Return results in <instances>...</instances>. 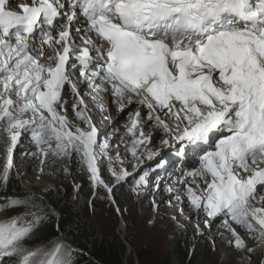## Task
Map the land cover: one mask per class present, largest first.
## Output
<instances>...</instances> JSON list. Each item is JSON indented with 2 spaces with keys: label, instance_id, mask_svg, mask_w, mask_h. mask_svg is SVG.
I'll return each mask as SVG.
<instances>
[{
  "label": "snow or ice",
  "instance_id": "obj_1",
  "mask_svg": "<svg viewBox=\"0 0 264 264\" xmlns=\"http://www.w3.org/2000/svg\"><path fill=\"white\" fill-rule=\"evenodd\" d=\"M109 99L127 112L123 152L94 114ZM0 147V264L83 254L59 226L43 236L55 210L41 192L9 191L17 154L41 174L79 165L113 205L117 185L162 189L196 235L218 221L264 264V0H0Z\"/></svg>",
  "mask_w": 264,
  "mask_h": 264
},
{
  "label": "rangeland",
  "instance_id": "obj_2",
  "mask_svg": "<svg viewBox=\"0 0 264 264\" xmlns=\"http://www.w3.org/2000/svg\"><path fill=\"white\" fill-rule=\"evenodd\" d=\"M69 98L71 99V97ZM98 113L101 112L98 109H94V114L97 115ZM125 113L126 115L124 116L126 117L121 120L122 122L117 123L119 117L123 116ZM127 119V112L120 113L116 110L115 116H111V119L103 120L101 125L102 128L112 135V139L115 143L120 144L122 152L124 145L120 143L118 138L123 135L125 131L123 125H125ZM117 132L120 133V135L117 136ZM156 143H159V136H156ZM130 158L131 156L129 155V161L131 160ZM36 163V161L32 160H23L18 154L14 158V164L17 165V167H15L17 173H19L20 177L24 179L25 183L29 185L32 190L41 192L61 182H63L65 186L69 184L72 189H74V196L76 199L80 200L82 207L86 206L87 209L91 208L93 210H90L92 216H95L93 221H96L99 227L107 229L117 223L115 233L125 243V237L127 234H130L132 226H135L133 223L136 222L137 226L135 232L138 235L139 241L142 242V245L147 248V250L149 249L148 253L150 258L157 263L163 264L167 262L166 260H169L166 254V248L171 246L172 239L175 237H182L187 243L191 254H193L194 250L198 247H211L213 254L209 264H211V262L212 264H245L243 258L247 253L229 246L227 242L228 233L224 232L218 221H214L210 229L204 228L201 222V227L205 235H196L195 224L197 218L195 213L191 211L190 206L187 203L183 205V214L180 212L182 205L178 201H175L174 198H171L173 200H171L172 206H168L167 202L170 196L162 189L158 192L155 189H150L147 193L137 196L131 192L128 184H122L117 186L127 185L128 190L123 193L125 196L116 200L115 205L109 201L103 189L98 190V195L94 197L93 200H86L89 198L90 194H93L94 189L88 174L86 171L82 170L79 165L75 163L70 165V174H65L61 171H58V173L56 171L53 172L51 168L41 174L35 167ZM104 170L108 177L107 168ZM177 174H179V170L174 171L175 176L172 175L170 177L176 179L178 176ZM37 175L40 177L39 180L36 179ZM163 175L166 179L167 174ZM50 177H55L57 180H53V178L49 180L48 178ZM74 185H79V189L77 190ZM100 196L104 198L100 199ZM114 196L115 195H113V199ZM153 199H155L158 204V207L155 209L152 204ZM90 201L91 206L89 203ZM117 206L121 210L120 214L116 212ZM162 206L166 209V213L160 216L158 209ZM146 207L150 208L152 212L150 213L149 210H145ZM159 210L161 211V209ZM90 212L88 213L90 214ZM58 213L59 212L55 210V214L57 215ZM174 216L176 219H172ZM123 221L126 223H123ZM126 244L128 250L126 251L124 262H126V264H141V262H139L140 258L137 253H135L133 246L129 243Z\"/></svg>",
  "mask_w": 264,
  "mask_h": 264
},
{
  "label": "trees",
  "instance_id": "obj_3",
  "mask_svg": "<svg viewBox=\"0 0 264 264\" xmlns=\"http://www.w3.org/2000/svg\"><path fill=\"white\" fill-rule=\"evenodd\" d=\"M5 151L0 147V164L3 163ZM104 165L102 166V174L106 176ZM58 173V171H56ZM53 177L48 178L51 180ZM56 178L54 177L53 180ZM57 180V179H56ZM26 184L24 179L17 173L15 167L12 171V179L9 185V191L12 188L20 190L22 185ZM116 190V191H115ZM128 190V186H116L113 195L115 201L125 196L123 193ZM41 193L45 197V203L51 208L59 212L54 215L46 224L43 230V236L47 239L64 233L66 239L73 244L74 247L82 250V255L78 257V264H125L124 258L126 256L127 244L129 243L135 249V253L140 258L141 264H160L150 258L147 248L139 241L138 235L135 232L137 226H132L130 234L125 237L126 243L120 239L115 233L117 223L107 228H101L93 221L95 216H92L91 208L81 205L79 199L74 196V189L63 182L55 184L54 186L44 189ZM93 195H89L86 200L92 199ZM95 209V208H94ZM151 213L150 208H145ZM90 212V214L88 213ZM97 212V211H96ZM59 226L60 232L57 231ZM211 247H198L193 254L190 253L187 243L182 237H175L172 239V244L166 248L167 257L169 260L163 264H209L210 258L213 254ZM162 264V263H161ZM212 264V262H211Z\"/></svg>",
  "mask_w": 264,
  "mask_h": 264
},
{
  "label": "bare ground",
  "instance_id": "obj_4",
  "mask_svg": "<svg viewBox=\"0 0 264 264\" xmlns=\"http://www.w3.org/2000/svg\"><path fill=\"white\" fill-rule=\"evenodd\" d=\"M107 104V103H106ZM118 112V111H117ZM115 113H116V107H115V105H113L112 106V110H110V109H107V112H105V113H98L96 116L98 117V118H100V117H102L103 115H110V116H115ZM124 115H126V113L125 114H123V116H120L119 117V119H118V122L117 123H120V122H122L121 120L123 119V118H125L126 116H124ZM102 122H103V120H101V125H102ZM127 121H125V123H126ZM124 126V125H123ZM119 132V131H118ZM117 132V136L118 135H120V133H118ZM160 135H162V134H158V130H156V131H154V136L156 137V136H160ZM159 143H157V145H158ZM2 153H4V155H5V151H3ZM130 159H132V158H130ZM104 167H105V169L107 168V163H105L104 164ZM179 167H180V165L179 164H175V166H171L170 168H169V172H168V175H167V178H169V174H172L173 175V172L174 171H176V170H179ZM171 175V176H172ZM178 175V174H177ZM105 177H107V176H105ZM166 178V179H167ZM172 179V178H171ZM172 200V199H171ZM175 200V199H174ZM168 201V200H167ZM173 201V200H172ZM176 201V200H175ZM168 203V202H167ZM153 204V203H152ZM157 204V203H156ZM158 205V204H157ZM171 205V203L169 204L168 203V206H170ZM172 206V205H171ZM159 209H161V211L159 210ZM158 209V213L160 214V216H162V215H164L165 213H166V209L164 208V206H162V207H160ZM123 223H126L125 221H123ZM125 264H126V262H125Z\"/></svg>",
  "mask_w": 264,
  "mask_h": 264
}]
</instances>
